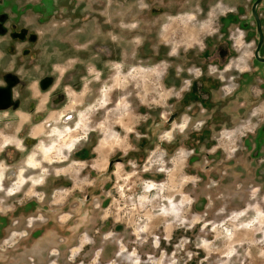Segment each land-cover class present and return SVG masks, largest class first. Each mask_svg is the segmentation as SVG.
<instances>
[{"label": "rangeland", "instance_id": "374dc122", "mask_svg": "<svg viewBox=\"0 0 264 264\" xmlns=\"http://www.w3.org/2000/svg\"><path fill=\"white\" fill-rule=\"evenodd\" d=\"M27 1H0L18 31ZM220 2L93 0L64 105L0 111V264H264V63L247 1ZM41 31L15 42L36 79Z\"/></svg>", "mask_w": 264, "mask_h": 264}, {"label": "flooded vegetation", "instance_id": "af4514ba", "mask_svg": "<svg viewBox=\"0 0 264 264\" xmlns=\"http://www.w3.org/2000/svg\"><path fill=\"white\" fill-rule=\"evenodd\" d=\"M1 1V0H0ZM125 4L129 3V0H121ZM170 2V6H167L169 12L190 11L193 17L202 16L205 9L213 8L215 0H165ZM221 0H217V4L221 5ZM245 10L248 11L253 18L254 28L256 30V46L258 45V28L257 20L254 14L258 16L259 27L262 30V44L264 46V0H246ZM98 3V2H97ZM156 3L151 9L154 14H160L163 9V0H156ZM243 3H239L234 7L236 13H240L243 10ZM28 8L33 19L27 21L26 29L17 30L16 17L8 16L6 11L0 7V111L11 110L16 111L18 108H25L26 111L42 112L44 109L56 108L63 106L67 100L68 94L64 90L65 83H70L73 88L79 86L82 79L79 66L80 54H81V41L84 37L82 29V20L88 19L89 15H93L94 9L93 0H29L27 1ZM92 17V16H91ZM93 18V17H92ZM195 18V17H194ZM161 18L158 17V24L156 26L160 29ZM221 27L223 29V21L221 19ZM43 23L47 26V29L41 31L45 50L48 54H44L45 72H43L38 78H34L33 72L28 70L29 66L33 65V59L35 57L29 54H19L16 50L15 42L18 40L31 43L32 45L40 40L39 24ZM49 30V31H48ZM94 37L92 39V42ZM143 44H148L144 42ZM93 46V45H92ZM261 47L258 49V54L261 51ZM93 48V47H92ZM254 48V49H255ZM57 53V54H56ZM94 53V48H93ZM93 53L91 58L93 59ZM73 54L77 59V62L73 60L75 67L74 70L69 72L68 76L64 75L61 80L56 81L54 77L56 66H53V62H66V56ZM262 56V55H261ZM191 57V56H190ZM186 56L185 58H190ZM264 57V56H263ZM192 59L193 56L191 57ZM199 61L205 59L204 55L197 56ZM255 58V56H254ZM256 61H261L257 60ZM36 61V60H35ZM42 62V63H43ZM204 62V61H202ZM263 62V61H261ZM264 63V62H263ZM227 66V65H226ZM223 67V70L226 68ZM77 67V71H76ZM254 75H258L256 69ZM251 74V75H252ZM66 76V77H65ZM36 79V80H35ZM223 78H220L222 80ZM209 86V85H208ZM49 92V94L47 93ZM43 93H47L44 106L40 109L39 96ZM62 118V116H60ZM14 140H8L9 144H19V139L16 137Z\"/></svg>", "mask_w": 264, "mask_h": 264}, {"label": "water", "instance_id": "95a60500", "mask_svg": "<svg viewBox=\"0 0 264 264\" xmlns=\"http://www.w3.org/2000/svg\"><path fill=\"white\" fill-rule=\"evenodd\" d=\"M254 17L256 18V22H257V28H258V45H257V47L254 49V51H253V55L255 56V58L257 59V60H261V61H263L264 62V57L263 56H261V55H259L258 54V49H259V47H261V44H262V35H261V33H262V30H261V28L259 27V23H258V16L256 15V14H254ZM172 117H170L169 119H171ZM120 161V159L119 158H115V159H113V160H111V161H109L108 162V165H107V170H109V171H111V167H112V164H113V161Z\"/></svg>", "mask_w": 264, "mask_h": 264}]
</instances>
